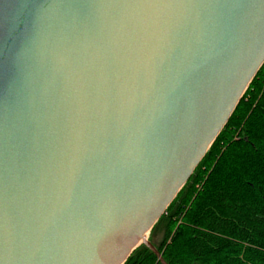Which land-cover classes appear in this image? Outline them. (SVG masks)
<instances>
[{
    "label": "water",
    "instance_id": "water-1",
    "mask_svg": "<svg viewBox=\"0 0 264 264\" xmlns=\"http://www.w3.org/2000/svg\"><path fill=\"white\" fill-rule=\"evenodd\" d=\"M264 62V0H0V264H123Z\"/></svg>",
    "mask_w": 264,
    "mask_h": 264
},
{
    "label": "trees",
    "instance_id": "trees-1",
    "mask_svg": "<svg viewBox=\"0 0 264 264\" xmlns=\"http://www.w3.org/2000/svg\"><path fill=\"white\" fill-rule=\"evenodd\" d=\"M149 233L167 264H264V62ZM123 264L161 263L141 244Z\"/></svg>",
    "mask_w": 264,
    "mask_h": 264
},
{
    "label": "rangeland",
    "instance_id": "rangeland-1",
    "mask_svg": "<svg viewBox=\"0 0 264 264\" xmlns=\"http://www.w3.org/2000/svg\"><path fill=\"white\" fill-rule=\"evenodd\" d=\"M150 234V233H149ZM149 234H148V237H149ZM160 237V233H159V235L157 236V239Z\"/></svg>",
    "mask_w": 264,
    "mask_h": 264
}]
</instances>
